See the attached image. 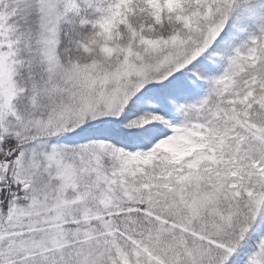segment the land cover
<instances>
[{"label":"trees","instance_id":"16d2710c","mask_svg":"<svg viewBox=\"0 0 264 264\" xmlns=\"http://www.w3.org/2000/svg\"><path fill=\"white\" fill-rule=\"evenodd\" d=\"M52 1L56 4L58 66L52 74L44 68L41 41L36 40L39 34L45 35L42 25L47 10L42 0L11 4L4 14L12 16L9 23L19 26L21 35L15 47L19 63L15 80L21 93L13 102V114L0 127V157L8 163L6 179L15 170L13 152L29 149L38 138L51 137L49 144L56 143L76 168L77 191L93 196L89 201L86 195L87 203L98 204L97 197L109 179L114 201L105 212L108 231L97 227V218L82 221L79 211L84 204L76 202L73 221L61 227L67 235L58 253L16 261L221 264L223 251L231 250L223 264L264 263V216L254 224L251 235L242 237L249 226V209L228 192L232 183L221 187L212 201L193 207L197 200L207 198L210 190L219 188L221 181L214 174L221 167L208 162L191 166L200 154L217 149L220 139L216 138L235 131L238 140L233 148L240 153L231 159L236 157L237 167L252 182L251 187H243L242 195L253 196L263 177L255 162V156H263L261 144L247 133L253 128L264 130V0ZM219 23H223L220 33L189 66L170 74L167 65L154 76L149 70L146 80L157 78L155 83L138 91L115 123L89 126L80 119L76 122L82 92L68 95L77 90L73 87L88 92L84 83L109 78L126 62L152 68L166 52L150 50L148 42L174 39L175 58L185 60ZM126 53L128 60L123 57ZM123 59L126 62L122 63ZM75 68L83 70L75 75ZM63 75L74 77L70 81L73 86H66ZM135 79L134 75L128 77L132 82ZM111 82L108 89L113 87ZM214 99L219 101V118L199 117ZM175 107L182 113H175ZM66 119H72L71 126L58 129ZM51 122L58 126L46 136V125ZM80 148L95 149L84 163L76 155ZM88 162L89 168H84ZM14 189L8 184L4 191L17 200ZM235 200L238 203L234 204ZM7 204H0L3 214ZM76 230H91L93 238L76 235Z\"/></svg>","mask_w":264,"mask_h":264},{"label":"rangeland","instance_id":"374dc122","mask_svg":"<svg viewBox=\"0 0 264 264\" xmlns=\"http://www.w3.org/2000/svg\"><path fill=\"white\" fill-rule=\"evenodd\" d=\"M22 1L0 0V127L5 118L9 114H13V102L21 93L15 80V74L19 64L15 60V47H17L16 42H21V35L18 32L19 26H15L14 23H9L12 16H4V14L8 6H11V4L19 6V3ZM42 2L47 10V18L42 25L45 35L39 34L40 39L37 36L36 40L37 42L38 40L39 42L41 41L40 52L44 58V68L47 73L52 74L58 67L55 55L57 39L55 35L54 9L56 4L52 3V0H42ZM247 17L249 19L253 18L252 11L248 12ZM222 28L223 23H219L210 28L203 39V45L195 48L194 54L185 60L175 58L177 54L174 47L176 46L174 39L148 42L147 45L150 50L165 49L166 52V55L164 54V57L156 65H153L152 68L151 66L141 65L136 61L130 60L131 62H126V60L130 59L128 53H126L123 56L126 60L123 59L122 61V63H126L119 69L120 72H114L109 78L100 79L101 77H98L91 83H84L86 86L85 89L88 92H85L80 86L73 87V89L76 88L77 90L67 93L68 95L74 97L77 93L82 92V95L79 96L80 112L76 115V122L77 119H80V121H83L85 124L87 123L89 126L101 122L115 123L125 112L129 101L131 99V101H135V94L145 86L149 87L155 83L157 78H154L152 81L150 80V82L146 80L145 74L149 70L155 72L153 73L154 76L159 72V69L167 65L169 66L170 74L189 66L197 55H200L211 44ZM82 70L75 68L72 73L79 75ZM170 74H167L165 77H169ZM130 75H134L136 78L133 82L128 80ZM62 77L66 80L67 87L69 85L73 86L70 82L74 80L73 76L63 75ZM141 78H143L142 82L140 80ZM116 79L119 80V83L116 82ZM87 81H91V79L89 78ZM109 82L114 84L112 88L108 89ZM81 88L84 92L81 91ZM96 89L98 90L95 92ZM212 102V105L208 104L205 110L200 112L203 115H198L199 117H208L213 121L219 118V101L214 99ZM174 111L175 113H182V109L179 107H175ZM66 120L62 123V126H58L52 122L47 124V129H45L46 136L52 135V130L50 129H55V126H58L60 130L71 126L69 122L72 119ZM250 131L247 134H250L260 142L263 153L262 157L255 156V162L263 177L260 178L259 183H256L253 196L242 195L243 187H251L250 184L252 182L249 175L237 167L238 161L236 157L235 160L231 159V157L240 153V151L233 148V143L238 140L237 137L235 138L237 135L235 131L226 132L223 137L216 138L220 139L219 143L217 142L215 144L217 149L212 148L209 153L200 154L194 163L191 164V166H195L208 162L210 164L213 163L218 168L221 167L214 174L215 177L219 176L218 179L221 181L219 188H214L215 191L210 190L207 198L194 202L193 207L195 208H197L196 205L205 204L209 200L212 201L215 199V194L226 183L234 184L231 191L228 192L233 198L244 201L249 209V226L244 228L242 237L244 235H251L252 231H254V224L258 225L261 221L259 219L264 216V130L261 128H253ZM50 138L44 137L42 141H39L38 138L34 146L29 147V149L13 152L14 158L12 161L15 170L12 172L11 178H8V181L6 179L8 163L1 160L0 157V204H3V202L8 203L6 210H4L5 214L0 209V264H19L16 260L24 261L36 254L38 256L41 255L39 257L41 259L44 256L48 257L51 253H58L65 244V237L67 235L66 232L62 231L61 227L63 224L73 221L74 217L72 215L75 213L74 207L76 202L84 204L82 212L79 211L82 221H90L92 218H97V227L99 229L103 231L110 229V225L104 221V217H106L105 212L110 209V202L114 201L110 185L113 183L112 179L107 180L108 186L97 197L98 204L96 203L90 206L89 201L93 196L88 191H77L79 189V183L75 166L64 158L56 143L49 144L51 142L49 141ZM93 151H95L94 148L91 150L80 148L77 150L76 155L80 157V162L84 163L88 160L87 158L90 152ZM89 165L90 163L88 162V166L84 165L83 167L89 168ZM82 171H85V169ZM222 173L225 174L223 175ZM8 184L14 185L15 189L13 192L14 195L16 193L18 194L17 200L10 198V196L8 198L5 194L4 190H6ZM87 194L90 197L88 203L86 201ZM237 200L233 201V203H238ZM222 217L220 216V218ZM223 219L228 222L227 218L223 217ZM76 235H81L87 239L93 238L91 230H76ZM230 252L231 250L223 251L224 255L219 260L221 264L228 259L231 254ZM250 264L264 263L251 260Z\"/></svg>","mask_w":264,"mask_h":264}]
</instances>
